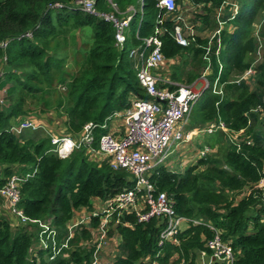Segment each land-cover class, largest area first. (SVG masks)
<instances>
[{"label": "trees", "instance_id": "obj_1", "mask_svg": "<svg viewBox=\"0 0 264 264\" xmlns=\"http://www.w3.org/2000/svg\"><path fill=\"white\" fill-rule=\"evenodd\" d=\"M73 1L0 0V89H7L9 102L7 111L1 110L0 103V191L13 175H30L20 188V206L31 221L50 222L59 232L60 243L77 210L90 205L91 200H111L134 186L131 173L115 171L109 159L94 162L87 152L98 149L99 140L109 132L116 113L129 109L134 98L150 99L139 83L134 62L126 49L140 46L142 39L153 35L159 13V0H112L123 14L131 7L136 11L127 40L119 50L113 25L84 13ZM190 1L207 12L202 21L208 27L211 9H219L227 0ZM238 1L239 13L226 23L227 27L234 25L233 32L227 28L222 30L223 49L219 62L214 59L213 63L217 77L222 63L219 85L223 84L224 94L221 97L212 93V89L205 91L193 110L197 114V127L222 120L230 130L244 132L237 137V142L220 131L215 132L210 135L209 146L218 148L216 154L200 159L195 166L183 171L157 167L151 172L150 181L157 191L167 192L175 199L179 215L212 224L222 231L223 240L240 252L235 264H264V205L261 191L253 188L264 170V133L258 126L264 127L262 120L258 125V114L251 113L258 106L264 109V55L255 66L257 82L253 89L245 82L247 80L240 84L235 80L231 82V74H242L253 66L260 44L264 51V25L259 37L253 27L259 17L264 19V0ZM55 3H61L62 8L51 9ZM95 3L99 11L112 12L107 0H95ZM180 3L181 0H177V4ZM70 25L92 29L86 43L89 63L74 76L63 70L68 57L57 40L60 31ZM165 26L170 30L174 27L170 21ZM258 38L263 41L259 43ZM161 39L167 59L181 60L185 54H194L196 61L206 63L201 58L202 48L183 47L168 33ZM197 42L205 46L208 40L198 38ZM187 64L185 60L175 66L170 78L191 85L202 76L203 66L186 70ZM163 75L167 76L165 71ZM56 85L67 87L61 122L51 116L49 125L47 114L28 117L27 94H40L44 87L53 89ZM169 88L176 89L175 86ZM20 119L41 126L34 136L40 132L47 136L34 139L30 132L26 133L33 130L21 135L13 133L11 128ZM89 124L93 127L91 143L74 149L67 158L54 152L52 135L65 133L78 141ZM105 124L107 128H102ZM244 189L249 193L241 197ZM5 200L9 204L0 194V212ZM125 221L132 226L119 224L109 230V237L120 239L124 250L112 264H139L147 257L154 258L160 252L162 226L159 221L138 223L134 214L127 215ZM92 223L97 228L100 219L94 218ZM39 230L32 222L22 223L10 208L0 213V264H91L95 247L86 250L81 246L85 238L92 237L87 229L71 240V248L64 249L47 263L45 256L49 258L51 253L37 248ZM212 237L213 232L204 225L188 229L181 235V246L176 249L168 245L164 250L166 256L160 260L168 264L173 252L178 251L182 258L197 264L196 252L206 251L205 239Z\"/></svg>", "mask_w": 264, "mask_h": 264}, {"label": "built area", "instance_id": "obj_2", "mask_svg": "<svg viewBox=\"0 0 264 264\" xmlns=\"http://www.w3.org/2000/svg\"><path fill=\"white\" fill-rule=\"evenodd\" d=\"M107 1L112 8L111 13L99 11L96 8L95 0H74L73 5L84 13L111 23L115 31L116 46L119 50H122L127 40L132 15L136 11L131 7L126 14H123L119 11L116 3L112 0ZM230 1L227 0L217 10V16L215 17L217 29L207 39V44L202 46L197 42L198 38H202V34L191 23V17L187 13L188 11H186L188 9L182 11L177 4V0H159L157 4L159 11H165L174 16L170 19V22L174 25L173 29L170 30L166 27L165 23L168 20L159 15L153 35L142 39V44L132 48L129 52V57L134 62L139 83L150 99L134 98L133 104L129 109L116 113L113 119L121 121L125 129L124 132L109 130L108 133L101 136L98 149H90L87 154H101L110 160L111 168L115 171L125 170L131 173L133 177L131 181L134 183L133 188L125 189L108 201L101 199L93 200L100 205L101 210L95 211L85 217H81V210L79 212L77 210L74 218L67 225L66 235L61 240V243L59 232L51 227L50 222L31 221L25 216L20 206V188L30 175L21 176L15 174L2 188L0 194L2 197L7 198L11 213L24 224L32 222L38 225L40 230L38 231L37 242H40L39 248L48 250L51 253L48 260H55L64 249L71 248V240L87 229L90 231L92 236L90 239L92 240L88 239L90 241L83 243L81 246L86 250L95 247L91 264H101L100 258L102 254L99 252L103 249V243L108 242L107 240L110 238V228H116L119 224L131 227L132 225L129 223L125 224V217L134 214L138 223L147 224L156 219L159 221V225L162 226L158 242L160 252L154 258L147 257L144 261L139 262V264H163L160 259L166 256V253H164L165 248L168 245H172L177 249L182 243L181 235L186 230L200 225L209 228L213 232V237L205 239L206 251L196 252V263L214 264L218 262L221 264H235L240 252H236L230 242L223 240L222 231L212 224L179 215L176 210L175 199L169 196L167 192L157 191L155 185L150 181L151 172L169 158L172 154L170 149L175 142L189 143L202 132H204L202 135L205 132L208 133L207 135H213L218 131L228 135L233 142H237V137L244 132V130H240L239 133L230 130L228 125L222 120L219 123H211L209 126H205L206 129L204 131L195 127L196 129L193 128L184 132V128L188 125L195 105L205 91L212 89L213 93L221 97L223 96V84L219 85L218 81L223 67L222 64L219 76L213 85L206 78L207 73H204L201 77L204 81L200 83L195 82L191 85L171 81L170 77L163 75V72L166 70H163L164 66L166 67L167 63H172L176 59H167L163 53L161 37L166 33L172 36L183 47L194 46L202 48L204 53L201 54V58L207 64L205 71L210 70L212 56L220 57L222 50L221 33L227 23L223 19L222 11L224 7L230 5ZM50 7L51 9H61L62 4L55 3ZM256 35L259 37L258 32ZM27 36L31 37L30 35ZM258 40L260 41V38ZM261 48L262 46L260 45L257 52L258 55ZM256 62L255 60L253 66L234 82L240 84L249 76L255 75ZM169 86H175L176 89L171 90ZM219 104L220 101L216 103V106L218 107ZM251 113L260 114L264 127V109L258 106ZM246 116L249 117V113ZM178 123H180V127L176 129ZM250 123L251 120L249 118ZM92 128L91 124L87 125L78 141L69 137L61 139L52 135V145L55 146L54 152L61 158H67L74 149L80 148L83 144L91 143L93 140L91 137ZM102 128H107V125H103ZM39 129H41V126L35 122L20 119L12 126L11 131L17 135H21L26 130L39 131ZM60 142H63V144L59 147ZM68 143L70 144V148L65 149ZM248 144H251V142H248ZM207 151L208 148L202 151L200 159L209 155L206 154ZM253 188L261 191V200L264 205V170L262 171L261 179L254 184ZM248 193L249 190L244 189L241 197L246 196ZM115 217L116 219L114 220ZM94 218L100 219L97 228L92 223ZM111 239L120 245V239L112 237ZM175 260L176 262H174ZM169 264H191V260L187 261L181 257L178 251H175L169 260Z\"/></svg>", "mask_w": 264, "mask_h": 264}, {"label": "rangeland", "instance_id": "obj_3", "mask_svg": "<svg viewBox=\"0 0 264 264\" xmlns=\"http://www.w3.org/2000/svg\"><path fill=\"white\" fill-rule=\"evenodd\" d=\"M230 2H231L230 5L224 7L222 11L223 19L227 20V23H229L228 19L237 15L241 8V4L238 0H231ZM181 7H185L183 6V3L181 4ZM185 9H187V7H185ZM181 10L184 11V8ZM217 10L218 9L212 8L210 11V20H209L210 24L207 27V29L201 32L203 39L210 38L212 34L214 33V31L217 29V21L215 18L217 16ZM190 13H191V19L195 18L196 16H203L207 14V12L204 11V8H201V7L194 9ZM263 16H264V13H263ZM263 25H264V19L262 17H259L253 25L254 29H256V33L257 32L259 33L261 31L260 29H262ZM226 28L228 29L229 32L230 31L233 32L234 25L228 24V27L227 25H225V29ZM91 32H92V29L90 27H87L86 29H80V28H77L75 25H70L69 27L61 30L60 33L58 34L57 40L60 42L62 49L64 50V53L67 54V57H68V60L65 63L64 68H63V70L68 73V75L74 76L79 70H81L82 68L88 65L89 62H88V56H87V46H86L87 44L86 43L89 41V38L87 36ZM261 41H263L262 38H260L259 43ZM132 48L133 47H128L126 49V52L129 53ZM263 55H264V51H263V46H262V48L260 49V54L256 55L257 56L256 65L261 62ZM194 59H195L194 54H191V55L185 54L183 55L181 60L175 59L172 61V63H167L166 67L164 66L163 70L167 69L172 72V69L175 66L181 65L182 62L186 60L188 61L186 70H192L198 66H203L204 67L203 74L207 73L206 78L208 79L210 84L213 85L216 82V77H217L215 76L214 66L211 65L210 70L208 69L207 71H205L206 70L205 67L207 66V64L206 63L204 64L200 60L196 61V59L195 60ZM192 62H193V65H192ZM1 70H3V68H1ZM167 70L165 71L166 73H168ZM221 72L222 71H220V76H221ZM243 74L244 73L231 74V82L233 80L239 79L240 76ZM255 75L249 76L246 79L247 81H245L251 87V89L255 87L256 82H257ZM167 77H169V75H167ZM170 80L173 81L172 79ZM198 81H199L198 83H200L201 81H204V79H201V77H199ZM209 91H211V89ZM66 95H67V87H61L59 85H56V87L53 89H47L44 87L43 92L40 94H34V95L27 94L25 109L27 111L28 117H31V116L40 117L41 115L47 114L49 115V119H50L49 125L52 124L51 116L55 117L59 122H61L62 120L61 117L63 116L62 105H63L64 98H66ZM7 98H8L7 89H4V90L0 89V103H1L2 111L8 110L9 102ZM258 117H259V123H258L259 125L261 122L260 114H258ZM196 119H197V114H196V111L193 110L191 113L188 125L184 128V132L191 130L195 127L202 131L206 129L202 125L197 127L195 123ZM179 127H180V123L176 125V129H178ZM114 128L121 132H124L125 130L122 124L120 123L115 124ZM258 129L262 132V134L264 133V129L260 127V125L258 126ZM29 132L32 137L35 135V133L31 131H28L26 133H29ZM202 133L196 138H194L189 143H180L179 141L175 142L170 149V151H172V154L169 156L168 159H166L163 163H161L159 167H162V166L168 167L170 171H175V170L183 171L184 169L186 170L188 167L195 166L197 164V162L200 160V156L202 155V151L205 148H208V151L206 152V154H209L208 156L216 154L218 151V148H213V149L209 148L210 147L209 142L212 140L210 135H207L208 134L207 132H205L204 135H202ZM45 136H47L46 133L40 132L38 135L34 136V139L44 138ZM54 137H59L61 139L68 138L67 135H65V133L63 135H55ZM62 144L63 142H60L58 146L60 147ZM103 159L104 158L97 157L96 160L95 158H93L92 161L95 160L94 162L96 161L102 162ZM104 207H105V204H104ZM100 210H101L100 205H98V203H96L95 201L91 200L90 205H88L87 207L81 208L80 216L85 217L87 215L92 214L95 211H100ZM90 240L85 238L83 242L86 243L87 241H90ZM107 241L108 242L103 243V249L99 252L102 254L100 258L101 264H112L119 255L124 254L123 248H121L120 245L116 244L114 240L111 239V237ZM39 245H40V242H37V248L39 247ZM48 254L50 253L48 252ZM45 259H44L46 261L45 263H47L48 255L45 256ZM174 262H176V260Z\"/></svg>", "mask_w": 264, "mask_h": 264}, {"label": "crops", "instance_id": "obj_4", "mask_svg": "<svg viewBox=\"0 0 264 264\" xmlns=\"http://www.w3.org/2000/svg\"><path fill=\"white\" fill-rule=\"evenodd\" d=\"M183 3V6H185V7H187V9L188 10H186V11H188L187 13H189V15H190V17H191V11H193L194 9H197L194 5H193V3L190 1V0H181V3L179 4V7H180V9H183L184 8V10H185V7H181V4ZM162 16L164 19H167L168 21H170V19L171 18H173L174 16L172 15V14H169V13H166L165 11H159V13H158V15H157V17L158 16ZM234 17H232V18H230V19H228V20H231V19H233ZM191 23L193 24V25H195V29L197 30V31H199L200 33L202 32V31H204L205 29H207V25H205L204 23H203V21H202V16L201 17H199V16H196L195 18H192L191 20ZM231 32V31H230ZM202 34V33H201ZM221 41H222V39H221ZM215 49H216V46H215ZM222 49H223V44H222ZM220 56H221V52H220ZM214 59H216L217 61L220 59V57L218 56V57H213L212 56V65H213V63H214ZM207 67V66H206ZM205 67V68H206ZM167 70V69H166ZM165 70V71H166ZM167 72L168 73H166L167 75H170L171 74V71H169V70H167ZM202 75H203V73H202ZM170 77V76H169ZM202 77V76H201ZM199 79V78H198ZM198 79L195 81V82H199L198 81ZM194 82V83H195ZM193 84V83H192ZM118 123H120V124H122L121 123V121L120 120H118V119H114L111 123H110V130L111 131H116L117 129H115L114 128V125L115 124H118ZM32 132H35V131H32ZM89 156V158H90V160H92L93 158H95V160H96V158L97 157H99V158H104V159H107L105 156H103V155H101V154H96V155H88ZM103 159V160H104ZM94 160V161H95ZM96 162H98V161H96ZM98 163H101V162H98ZM10 208V206H9V204L7 203V201L5 200V201H3L2 202V204H1V210H2V212H0V213H4L5 211H7L8 209ZM81 210V209H80ZM80 210H78V212L80 211ZM77 212V213H78ZM121 246V245H120Z\"/></svg>", "mask_w": 264, "mask_h": 264}, {"label": "bare ground", "instance_id": "obj_5", "mask_svg": "<svg viewBox=\"0 0 264 264\" xmlns=\"http://www.w3.org/2000/svg\"><path fill=\"white\" fill-rule=\"evenodd\" d=\"M69 148H70V144L68 143L65 149H69Z\"/></svg>", "mask_w": 264, "mask_h": 264}]
</instances>
